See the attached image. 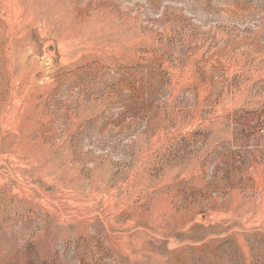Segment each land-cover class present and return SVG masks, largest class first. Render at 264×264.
<instances>
[{"label":"rangeland","instance_id":"374dc122","mask_svg":"<svg viewBox=\"0 0 264 264\" xmlns=\"http://www.w3.org/2000/svg\"><path fill=\"white\" fill-rule=\"evenodd\" d=\"M0 264H264V0H0Z\"/></svg>","mask_w":264,"mask_h":264}]
</instances>
